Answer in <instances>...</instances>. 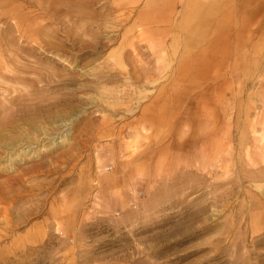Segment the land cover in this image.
<instances>
[{"label":"rangeland","instance_id":"374dc122","mask_svg":"<svg viewBox=\"0 0 264 264\" xmlns=\"http://www.w3.org/2000/svg\"><path fill=\"white\" fill-rule=\"evenodd\" d=\"M0 264H264V0H0Z\"/></svg>","mask_w":264,"mask_h":264},{"label":"crops","instance_id":"0c3cea01","mask_svg":"<svg viewBox=\"0 0 264 264\" xmlns=\"http://www.w3.org/2000/svg\"><path fill=\"white\" fill-rule=\"evenodd\" d=\"M203 13H204L203 10H197V14H198V15L201 16Z\"/></svg>","mask_w":264,"mask_h":264}]
</instances>
